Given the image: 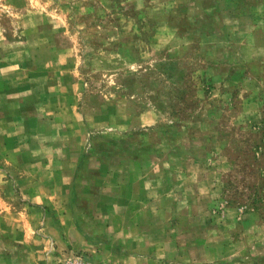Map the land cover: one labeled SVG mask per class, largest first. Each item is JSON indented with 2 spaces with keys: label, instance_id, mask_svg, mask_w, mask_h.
I'll return each instance as SVG.
<instances>
[{
  "label": "rangeland",
  "instance_id": "374dc122",
  "mask_svg": "<svg viewBox=\"0 0 264 264\" xmlns=\"http://www.w3.org/2000/svg\"><path fill=\"white\" fill-rule=\"evenodd\" d=\"M42 90L78 95L86 155L145 191L165 264H264V200L227 195L264 177V0H0V264H53L22 226Z\"/></svg>",
  "mask_w": 264,
  "mask_h": 264
},
{
  "label": "crops",
  "instance_id": "0c3cea01",
  "mask_svg": "<svg viewBox=\"0 0 264 264\" xmlns=\"http://www.w3.org/2000/svg\"><path fill=\"white\" fill-rule=\"evenodd\" d=\"M30 94L38 107L31 117L32 124L25 126L23 138L36 139L31 148L51 150L49 154L44 151L24 157L30 168L40 170L37 178H43L38 186L34 183L21 192L30 198L27 202L33 203L25 210L32 215L29 220L24 218L22 225L32 229L25 233V240L41 237L39 241L46 248L51 244L46 255L53 264L69 256V245L87 253L93 264H165L161 238L152 241L151 233L144 229L149 205L145 191L129 180L119 182L115 172L99 175L98 145L95 156L86 155L92 152L88 151L94 146L89 137L95 131L86 115L74 107L78 95L62 93L59 97L63 107L52 110L46 108L47 102L54 105L51 91ZM25 143L20 153L26 152ZM61 156L70 162L60 168ZM86 168L87 175L83 172Z\"/></svg>",
  "mask_w": 264,
  "mask_h": 264
},
{
  "label": "trees",
  "instance_id": "16d2710c",
  "mask_svg": "<svg viewBox=\"0 0 264 264\" xmlns=\"http://www.w3.org/2000/svg\"><path fill=\"white\" fill-rule=\"evenodd\" d=\"M263 128H264V125H263ZM255 147L258 148L257 146H255ZM262 148H264V143H262V147L260 149L261 152L259 153V156H262V154H264L262 152V150H264V149H262ZM247 154H248V152H247ZM252 157L255 158L257 156L255 155V153H253ZM244 167H245V165H244ZM244 170L245 169H243V172H244ZM263 170H264V167H263ZM251 172H253V171H251ZM251 172H249V173L252 174ZM258 178L261 181L259 186L255 185V184L253 185L251 183H249V184L245 183V179H242L243 186H244L243 188L249 190L248 194L244 190L235 189L234 191H232V193H227V195H229L230 198H234L238 202H241L243 200V196H244V199L250 200L249 205L252 208H260V206H262V203H263L262 200H264V177H258Z\"/></svg>",
  "mask_w": 264,
  "mask_h": 264
},
{
  "label": "built area",
  "instance_id": "2783aa9c",
  "mask_svg": "<svg viewBox=\"0 0 264 264\" xmlns=\"http://www.w3.org/2000/svg\"><path fill=\"white\" fill-rule=\"evenodd\" d=\"M57 264H93V261L87 253L83 251H75L68 257L59 261Z\"/></svg>",
  "mask_w": 264,
  "mask_h": 264
}]
</instances>
